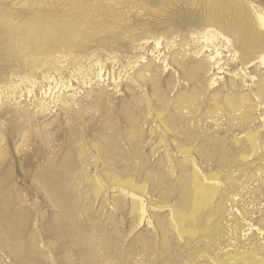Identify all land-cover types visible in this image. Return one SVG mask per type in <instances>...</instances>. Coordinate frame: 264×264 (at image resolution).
Listing matches in <instances>:
<instances>
[{
    "label": "rangeland",
    "instance_id": "1",
    "mask_svg": "<svg viewBox=\"0 0 264 264\" xmlns=\"http://www.w3.org/2000/svg\"><path fill=\"white\" fill-rule=\"evenodd\" d=\"M212 12L221 17L226 27L231 28L241 22V26L246 32L256 34L261 31L257 24L256 13L261 12L264 15V0H0V85H9L8 81L11 79L16 80L18 76L36 74L38 78V84L35 88H31L30 84H24L25 86L22 85L14 93L6 90L3 96V105H0V151L3 149L6 152V160L0 161V175L5 169H13L15 182L17 180L20 188L24 189L25 187L28 192H31L26 204L29 208L32 205L31 208L34 211L35 206L33 205L39 202L41 208L44 207L42 211L47 216H52L55 212L52 204L47 202L42 194L38 195L37 191H34L36 188L39 189L40 186L35 184L33 179L28 180V183H24L22 180L25 152L27 150L32 151L33 146H39L44 138H50L54 140L49 145L51 152L59 154L61 148L64 149V142L66 140L73 141L74 139L77 142L74 145L71 144L72 148H75L77 152L83 150L84 156L81 153L77 156L78 167H76V173L72 176V185L64 188V193L67 196L64 200V208L71 207L75 214V220L88 226L90 217H87L85 211L92 207L88 213L90 215L93 213L94 217L100 220L101 225L107 223L110 214L115 213L110 197H118L119 194L115 193V190H110L102 198L99 197L96 200L87 196V190L89 189L87 179L94 177L98 171L101 173L106 171L105 167L99 165L103 154L92 146L97 145L98 148H101V135L99 134L110 133L111 136L115 134L113 136L115 138L120 136L116 139H120L119 143L124 147L126 146L124 151L127 150V153H129V146L123 140V136L125 135L124 132L132 134L133 130H130L129 133L126 131L129 125L124 123L118 113V110L128 103L132 105L130 107L133 111L142 110L141 113H145L142 123L146 119L148 121V123H140L141 128H139V125L137 126L142 132V136L144 135L143 140L141 139L143 141V153L149 155L152 163V166L146 169V173L151 172L156 175L160 172L177 192L180 191L183 183L187 181V176L192 173L190 165H187V174L184 178L180 177L178 169H175L173 177H169L165 170L160 171L156 167V160L159 156L162 157V155L164 156L170 152L178 160L186 161L187 156L177 154L170 144L176 138L175 135L180 137L182 132L177 131L174 136L171 135L167 142L159 146L154 157H151V149L154 147L152 144L158 143L159 136L164 133L161 125H159L158 112L163 115V117L161 116L162 120L173 118L178 120L183 114L181 118L184 117V119H181V121L185 122V125L189 124L191 128L194 125L199 134L205 138L207 137L193 143V150L191 155L188 156L189 160H196L201 173L205 175L209 173L220 174L223 177L221 181L222 189L225 190L222 194L226 197L223 203L217 204L220 215L216 227L220 230V235L218 243L210 249L209 257L200 258L205 250L204 239L192 240L189 245L188 242L179 240L177 235L173 233V259L176 260V264H226L225 256L234 252L235 263L243 264L246 256L252 251L259 259L264 260V151L259 150L256 156L251 155L245 162H242L243 159L240 160L238 156L248 134L254 133L261 142L264 141V102L254 96L257 86H254L252 80L245 75V69H242L243 66L241 67L240 63L235 65L230 62V60L232 61L231 54L233 55V53L231 52L233 51L231 47L229 49L227 44H224V47L223 44L216 46V48H220L223 57L221 69H210L204 76L203 83L194 85L185 80V71L178 68L174 62L177 58L181 60V54H187V60L194 58L193 53L200 45L194 39V34L205 28V18L209 14L212 15ZM242 13L246 16L244 18H247L248 22L240 19ZM235 20L238 22H235ZM34 21L43 23L42 25L36 23L39 26L45 24L47 26L51 23L49 27H53L57 22L66 23L68 26H71L72 23L73 25L78 23L82 27L80 28L77 25L76 38L69 40L70 43L69 41H66V43L63 41L65 44H62L61 41H58L51 47L48 46L46 52L41 50V53H39V50L38 53L41 56L37 55L36 58L30 52L34 50L28 51L25 45L20 42L24 34H30L28 32L30 27L36 25ZM79 28L82 31L81 34ZM150 37L161 38L162 45L160 49L156 50L153 39H150ZM14 41H16V45H14ZM54 45L55 47H53ZM139 57H144V60L135 63V65L134 62ZM59 59L64 62L63 65L57 63ZM95 59L101 60L105 65L103 69L105 74L103 81L105 79V82H102V80L97 82L93 78L98 71L84 77L85 85L82 84V76L78 77V81L71 79V68L74 67L75 62H83L87 70L90 66H93V62L87 64ZM70 61L73 64L68 66ZM52 64L56 67L53 74L56 75L57 81L62 78L61 81L65 84L68 80H72L74 85L71 90H65L63 87L56 89L54 100H52L54 95L47 98L42 97V90L48 88V84L43 82L41 73L50 68ZM148 65L150 67L149 72L145 74V80L138 83L131 81L132 77V79H137V75L143 66ZM132 67L135 70L131 69ZM154 67H159V69L156 70ZM29 69L30 71H27ZM57 70H59L58 73ZM253 70L250 71L253 72ZM261 70L264 72V69ZM259 74V70L253 72L255 76ZM89 77L93 78L92 83H89ZM113 78L117 79V84L112 81ZM212 79L215 80V84L210 85L213 83ZM78 82H80L79 87ZM130 84L135 89V91L133 89L135 96L138 99L142 98L144 103L141 102V99L139 103L138 100H133L132 94L127 88ZM41 85H44V88H41ZM51 86L53 87L55 84ZM157 86L159 87L157 88ZM77 88L79 89L76 90ZM31 90L32 92L29 93ZM186 92L188 96L185 94ZM215 92L223 96H231V99L236 100L232 112L230 114L229 111L227 112L229 116H225L226 113L221 110L216 111V113L213 112L214 114L209 112L213 108L212 103L216 100ZM182 93L185 95L186 102H182L180 108L183 109V105L186 103L187 106L184 105L187 107H184L185 110L177 107V105L179 106L178 101L175 104L179 94ZM59 96L60 99L62 97V99L69 102L68 107H64L63 103L57 101L56 98ZM211 96L214 99H211L213 98ZM246 96L252 99L250 109H246L251 112V118L247 123H243L240 116L245 108L238 103V100ZM42 103L44 105H40ZM138 104H141L140 109ZM42 107L44 109H41ZM145 107L147 109L143 111ZM207 110L209 111L206 112ZM176 111L180 113V117ZM160 113L159 115H161ZM108 121L112 125L115 124L114 127L118 128V131L108 130ZM116 131L118 135H116ZM119 132L122 133V138ZM27 135L30 136L29 143L24 140ZM3 138H5L4 141ZM237 140L240 141V146L235 145ZM221 142L225 143V146L220 144ZM28 145L30 146L28 147ZM221 145L222 147H220ZM23 149L26 151H23ZM60 154H63V151ZM85 156L87 163L92 166H86L89 173L88 177L85 180L83 177L78 182L77 180L83 173L82 160H79V158ZM43 163V160L38 162V164ZM96 163H98V168ZM260 167L263 168L262 171H258ZM230 183L234 184L231 191L229 189ZM149 192V202L159 205L164 204L159 197L154 195L151 189ZM169 199L171 201L169 204H173L178 197L173 195ZM129 200V198H126L125 202H129ZM0 205H2V201H0ZM169 210L168 208L162 211L159 209L150 211L152 223L157 220L158 216L167 217ZM117 217L119 220L122 219V216ZM45 222L47 220L43 221V224H46ZM37 223L34 221L31 224L32 231L29 235L30 245L28 247L30 255L25 256L26 259L24 258V260L30 263L31 261L27 260L28 258H39L40 262L44 264H64L67 255H70L73 260L77 259L81 247L76 248L70 244L66 245L64 243L61 245L57 243L56 233L50 231V233H44L45 242L40 243L37 235H32L34 229L38 226ZM93 224H95L94 221ZM90 227L91 224L89 229H91ZM118 227L125 228L126 226L119 224ZM113 228L112 225L107 226L109 232H113ZM141 230L151 231L147 234V238H155L156 230L152 227L144 226L143 228L142 226ZM88 232L90 231L88 230ZM93 232L96 233L97 240L100 242L102 240L100 234L102 233ZM93 232H90L89 237L95 240ZM105 236L110 235H103V240H105ZM132 236V233H128L125 240H129ZM155 242L157 247L159 239H155ZM125 243H119L121 249H124L128 242ZM32 246H34L33 250ZM101 247L99 246L97 249L101 250ZM69 248V251L73 252H69L67 250ZM187 248L195 254L191 262L187 260L185 255ZM100 252L103 253V249ZM41 253L47 255L49 262L39 256ZM101 253L98 252L99 255ZM61 254L64 256L63 258ZM139 257H135L136 260L134 259L133 264L136 261L138 264H142V262H139L142 261ZM157 258L158 255L154 254L150 257V262L153 263L156 260L153 264L164 263L157 262ZM99 259L102 260L101 257ZM14 260L15 258L10 251L0 245V264H15L16 260ZM113 262H110V264L116 263V261ZM105 264H109V262ZM144 264H148V262Z\"/></svg>",
    "mask_w": 264,
    "mask_h": 264
},
{
    "label": "bare ground",
    "instance_id": "2",
    "mask_svg": "<svg viewBox=\"0 0 264 264\" xmlns=\"http://www.w3.org/2000/svg\"><path fill=\"white\" fill-rule=\"evenodd\" d=\"M244 17L246 16L242 13L240 19L248 22V19ZM256 18L257 24L261 31L257 32L256 34H251L249 32H246L242 28L241 22L236 24L234 27L229 28L225 26V24L223 23L224 21L219 15L213 12L212 15L209 14L204 21L205 28L194 34V39L200 44L196 52L193 53L194 58H189V60H187V54H181V60L177 58L176 61H174L176 63L175 65L178 68H181L185 71V80L193 83L194 85H197L204 82L203 78L210 69L220 70L223 57L222 53L220 52V48H216V46L218 44H220V46L223 44L222 46L224 47V44H227L229 45V49L231 47L233 51L231 52L233 53V55L231 54L232 61L230 60V62H233L235 65L240 63L241 67L243 66L242 69H245V71L243 70L245 72V75H247L248 78L252 80L254 86H257L254 96L264 102V72H262L261 70L264 69L263 13L257 12ZM235 22L238 21L235 20ZM36 23H39L41 25L43 24L40 22H35V24ZM50 24L51 23H49L47 26H45L46 24L43 26H39L37 24L33 27L31 26L29 29L30 31H28L30 32V34H24V37L21 38V41L18 39L17 40L22 42L28 51L34 50L36 55L34 51L30 52L34 54L33 56L36 57L37 55L41 56V54H39L41 53V50H45L44 52H46L48 46L51 47L58 41H61L63 44L64 42L66 43V41L74 39L75 34L77 33L76 31L78 23H76V25L74 24L75 26L72 23L73 27H71L72 25H66V23L61 24L57 22L55 25L54 23H52L54 25L53 27H49ZM78 27L81 28L82 26L78 25ZM81 32L82 31L80 29V34ZM150 39H153L156 50L160 49L162 45L161 38L150 37ZM16 41H14V45H16ZM53 47H55V45ZM30 52L28 53L30 54ZM207 52L209 53L206 54ZM32 54L30 55L32 56ZM60 59L59 61H57V63L63 65L64 62H62ZM143 60L144 57H139L134 62V64ZM92 62L93 66H90L87 70L83 62H75L74 67L71 68V79H76V81H78V77L82 76V84L85 85L84 77H87L89 74H93L94 71H98L94 74L93 78L96 79L97 82H99V80L105 82V79L103 81V77L105 76L103 69L105 65L99 59L92 60L87 65L91 64ZM72 64L73 63H71L70 61L68 66ZM92 67H94L93 70H91ZM134 67H132L131 69H133ZM149 67V65L143 66V68L137 75V79H132V77L131 81L138 83L141 80H145V74L149 72ZM154 68L156 70L159 69V67ZM251 69H254L253 72L259 70L260 74L258 76L253 75V72L250 71ZM54 70H56V67L54 64H52L50 65V68H47L41 73L43 82L48 84V88L42 90V97L44 96L45 98H47L54 95L52 100L55 99L56 89L63 87L65 90H71L74 87V85L72 84V80H68V82L65 84H63V82L61 81L62 78L57 81L56 75L53 74ZM27 71H30V69ZM77 71L79 72L78 74ZM58 72L59 70H57V73ZM93 78H88L89 83H92ZM115 78H113L112 81L117 84V79ZM119 80L122 81V79ZM212 82L213 83L210 85L215 84V80L212 79ZM8 83L9 85H0V105H3L2 101L6 90L12 91L14 93L17 89H20L22 85L25 86L24 84H30L31 88H35L38 84V78L36 74H29L23 77L18 76L16 77V80L11 79L8 81ZM53 84H55V86L52 87L51 85ZM67 84L68 86H66ZM79 86L80 82H78V87ZM158 87L159 86H157V88ZM41 88H44V85H41ZM127 88L129 92H131L132 96H130L134 101L138 100L139 103V100L141 99V102L144 103V101H142V98L138 99V97L135 96V93H133L134 87L131 84L130 86L128 85ZM78 89L79 88H77L76 90ZM31 92L32 90L29 93ZM216 93L218 92H215V94ZM185 94L187 95V92ZM215 97L216 100L213 102L214 104L212 103L213 106L211 105L213 108L210 111L207 110L206 112L209 111L211 113H216V111L221 110L226 113L225 116L228 115V111L230 114V112H232L233 108L235 107L236 100L231 99V96L230 98L226 95H220V93L216 94ZM56 99L59 103H63L64 107H68L69 102L66 101V99H62V97L60 99V96ZM211 99H214V97ZM177 101L179 104V106L177 105V107L180 108V104L185 101L184 93H182L181 95L179 94L178 100H176L175 104L177 103ZM238 101V103H240L241 106L245 108V111H242V117L240 116L241 121H243V123H247L251 118V112L247 111L246 109H250L252 99L249 96H246L241 97ZM40 105H44V103ZM184 105L187 106L186 103H184ZM184 105L183 109L185 110V108L187 107ZM130 106L132 107V105H129L128 103L124 107L120 106L121 108L119 107L120 109L118 110L119 117H121L124 123L129 125V128H132H127L126 131L129 133L130 130H133L132 134H126V132H124L126 136H123L122 133L119 132L121 138L123 136V140L129 146V153H127V150L124 151L126 146L124 147L119 143L120 139H116L120 136H117L116 138L113 137L115 135L112 134L113 132L111 133L113 136H111L110 133H107V135L100 132L101 134L99 135H101L100 140L102 143L101 148H98L97 145L92 146L93 148L98 149V151L103 154V157L99 161V165L105 167L106 171L104 173L98 171L94 177L87 179L89 183L87 196H90L92 199L96 200L99 197L102 198L103 195L105 193H108L110 190H115V193L119 194L118 197H110L115 213L110 214L105 225H101L100 220L97 217L95 218L93 213L92 215L88 213L91 211L92 207H89V209L85 211V213L87 212V217H90L89 222L91 224V229H89L90 224L87 226L84 224H80V222H77V220H75V214L71 207L64 208V200H66L67 197L64 193V188L72 185V176L76 173V167H78L76 161L77 156L79 155V153L83 154L84 156L83 150L77 152L75 148H72L71 146V144L74 145L77 140H66L64 142V149L62 150L61 148L60 150V153L61 151H63V154H56L51 152V148L49 147V145H51L54 140L50 138H44L40 142L39 146H33L32 151H26L25 149H23V151L26 152L24 167H22V172L24 174H22L23 178H21L24 183H28V180L33 179V182L40 186L39 189L36 188L37 190L34 188V191H37L38 195L42 194L43 198L47 202L52 204V207L55 210L52 216H47L46 213L42 211L44 207L42 206L43 208H41V204L39 202L38 204L36 203L33 205L35 206L34 211L31 208L32 205H30L29 208V206H27L26 204L31 192H28L25 187L24 189L20 188L18 184L19 182H17V180L15 182V179H13L14 171L12 168L3 170L2 174L0 175V201H2V205H0V245L10 251V253L16 260H14L15 264H44L40 262L39 258H28L27 260H30V263L24 260L25 256L29 254V235L32 231L31 224L34 221L38 222V226L36 229H34L32 235H37L38 241L40 243L43 244V242H45L44 233L50 231L51 233H56L57 243H60L61 245L64 243H66V245L70 244L72 247L75 246L76 248L81 247L80 253L78 254V256L76 255L77 259L74 258L75 260H73L70 255H67L68 257L67 259H65L64 264H105L106 262H109L110 264V262L114 263L113 261H116L115 264H133L135 257L138 256H140L139 258H141L142 261L139 262H142V264L147 262L148 264H153L156 260L151 263L150 257L154 254L158 255L157 262H164L165 264H176V260H174L172 256L173 233L177 235L179 240L186 243L188 242L187 244H189V242L192 240L196 241L199 238L204 239L205 250L202 252V256L200 258L209 257L210 249L213 248L219 241L218 237L220 235V230L216 227V222L219 218L220 213L217 204L220 205L221 203H223L226 197V195L222 194L223 192H225V190L223 191L221 184L223 177L218 173H209L206 175L201 173V170L197 164L198 162L196 163V160L193 159L189 160L188 157L191 155V152L193 150V143L199 141L200 139L204 140L207 137L205 138L203 135L199 134L194 125L193 128H191L189 124L185 125V122L181 121V117L183 116V114H181V116L180 113L176 111L177 114L179 113V117L181 116L180 118H178V120L173 118L171 120L164 119L166 120L164 121L161 119V116L163 117V115L158 112V118L160 119V122H158L159 125H161L164 133L162 136H159L158 143L152 144V146L154 147L151 149V157H154L158 152L159 146L167 142L170 136H174L177 131L182 132V136L177 137V135H175L176 138L173 139L170 144L173 146L177 154L187 157L186 161L178 160L173 154H170V152H168L164 156L162 155V157L159 156L158 160H156V167H158L160 171L165 170L166 174L169 177H173L175 174V169H178L181 178H184L186 176V169L188 164L192 169V173L187 176V181L183 183L181 190L177 192V190H175L171 186L170 182L165 179L164 175H161L160 172L158 173L160 177H158V174L155 175V173L154 175L151 172L146 173V169H148V167H151L152 163L149 155L143 153V141H141V139L143 140L144 135L142 136V132L137 128V126L142 123V120H144L145 113L142 114V110H136L137 112L135 110L133 111ZM41 109L44 108L42 107ZM143 109V111H145L147 108L145 107ZM182 110L180 111L181 113ZM159 113L161 115H159ZM205 115L207 116V114ZM222 115L224 114L222 113ZM146 120L145 122L148 123V121ZM110 121H108V130L118 131V128L114 127L115 124L112 125ZM145 122H143L142 124H144ZM182 124L185 126L182 127ZM139 128H141V126ZM117 131L116 135H118ZM4 140L5 138H3V141ZM24 140L26 143H29L30 136H25ZM258 140L259 138L254 133L248 134L245 137V142L241 146V150L238 154L240 160L243 159L242 162L247 161V159H249L251 155L256 156L259 150L264 151V141L261 142L260 140ZM222 142L220 144H223ZM239 143L240 141L237 140V142H235V145L240 146ZM29 146L30 145H28V147ZM220 147H222V145ZM34 158L38 162L43 160L44 163L38 164L37 161V163L35 162ZM5 160L6 152L1 149L0 161L2 162ZM79 160H82L81 167L83 168V173L82 176L79 177V180H77L78 182L83 177L84 180L88 177L89 173L86 170V166H92L91 164L87 163L86 156L83 158H79ZM96 165L98 168V163H96ZM262 170V167L258 168V171ZM233 188L234 184L230 183V191ZM150 189L153 191L155 196L159 197V199L164 202V204L159 205L149 202L148 196L150 195ZM173 195H176L178 199L175 203L169 204L171 202L169 198H171V196ZM126 198L130 199L129 202H125ZM168 208L170 209V212L167 217L158 216L157 220L152 223V217L149 214L150 211L154 209H159L160 211H162ZM117 216H122V219L119 220ZM39 220L42 222V224ZM46 220V224H43V221ZM93 221L95 224H93ZM119 224H122L126 227H118ZM111 225L114 227L113 232H109V230H107V226ZM142 226L143 228L144 226H147L148 228L152 227L154 230H156L155 238H147V234L151 233V231L147 232L141 230ZM128 227L130 228L129 230ZM88 230L90 232L96 231L97 234L102 233L103 235L110 236H105V240H103V235L100 234L102 240L100 239L101 241L98 242L96 233L93 232V235L95 234L93 237L95 240H92L89 237L90 232H88ZM128 233H132L133 236L126 241L125 239ZM155 239H159V244L157 245V247ZM88 241L91 242L89 243ZM125 242H128L127 245H125L124 249H121L119 243ZM99 246H102L101 248L103 249V253L100 252L102 251V249H97L99 248ZM33 248L34 246H32V250ZM67 250L69 251L70 248ZM98 252L101 254L99 255ZM185 253L184 254L187 256V260L191 262V260L195 257L194 252L187 248ZM39 256L45 258L47 262H49L47 255H45L44 253L39 254ZM61 257L63 258L64 256L62 255ZM100 257L102 258V260L99 259ZM225 258L226 264H236L234 252L226 255ZM135 264H138V262L136 261ZM243 264H264V260L259 259L252 251H250V253L246 256Z\"/></svg>",
    "mask_w": 264,
    "mask_h": 264
}]
</instances>
